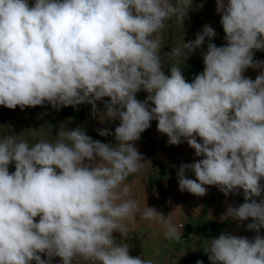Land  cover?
<instances>
[{"label": "clouds", "instance_id": "9594fccd", "mask_svg": "<svg viewBox=\"0 0 264 264\" xmlns=\"http://www.w3.org/2000/svg\"><path fill=\"white\" fill-rule=\"evenodd\" d=\"M216 3L226 44L209 42L203 71L188 82L178 63L215 30L205 25L194 41L163 54L160 33L173 17L183 24L192 0H0V105L47 103L58 111L88 103L96 113L101 101L105 119L120 122L114 133L97 130L114 135L115 145L81 127L60 128L54 141L33 129L31 145L0 136V264L55 257L61 264H152L131 256L113 233L127 237L122 221L138 211L125 181L144 164L134 142L153 120L170 145L186 141L200 157L181 164L180 191L243 190L245 202L226 216L251 218L246 228L257 235L201 239L211 264H264V199H254L264 193V61L254 59L264 51V0ZM248 68L262 70L253 80ZM140 91L148 94L143 101ZM143 217L162 223L165 238L179 239L155 208L146 206Z\"/></svg>", "mask_w": 264, "mask_h": 264}, {"label": "rangeland", "instance_id": "374dc122", "mask_svg": "<svg viewBox=\"0 0 264 264\" xmlns=\"http://www.w3.org/2000/svg\"><path fill=\"white\" fill-rule=\"evenodd\" d=\"M174 3L175 0H172ZM32 3V0H29ZM216 0H192L183 24L177 23L175 17L166 21V27L160 33L162 54L171 51V48L182 45L184 42L194 41L196 34L201 32L205 25H210L216 36L209 40L205 38L204 44L188 55V58L178 63L186 81L191 82L195 75L204 69L203 53L209 42L223 46L226 44L225 33L220 24L221 15L216 11ZM254 59L264 61V51H255ZM171 64L165 63L163 71L170 74ZM262 69L248 68L244 75L255 79ZM147 93L140 91L136 98L143 101ZM109 98H105V102ZM98 111L93 113L92 105L82 103L76 108L72 106L55 110L45 103L43 106L25 108L19 106L9 109L0 105V136L17 135V139H25L29 144L36 142L33 129H40L43 138L54 141L60 128L73 130L81 127L93 140L115 145L114 135L101 136L97 130L107 129L114 133L119 120H108L101 114L104 111V102L97 101ZM153 106V105H150ZM101 114V115H100ZM105 119V120H104ZM103 120V121H102ZM157 121H151V126L145 130L134 146L143 156L144 164L140 170L129 176L125 183L129 185L130 195L138 204V211L134 219L122 221L128 229V236L121 237L119 232L113 236L117 243H127L129 254L150 260L152 264H196L197 260L203 264H211L208 255L204 253L205 247L201 239H212L221 233H230L236 236L254 238L257 233L247 230L246 226L253 221L251 218L237 221L226 216L229 206L236 207L244 203L243 190L225 196L216 186H206L207 194L195 196L188 191H180L178 185V170L183 163H193L200 157H195L194 149L185 142L179 145H170L168 137L157 130ZM198 142L199 141V138ZM9 171L14 172V164L9 165ZM190 179H195L194 173L186 172ZM264 184V181H261ZM259 202L264 199L254 197ZM153 207L170 221L180 234L179 239H167L164 236V225L158 221L145 219L143 212ZM38 220V217H37ZM264 236V228H261ZM123 239V240H121ZM42 259H47L41 254ZM35 264V262H32ZM51 264H61L60 258L55 257ZM79 264H84L83 261Z\"/></svg>", "mask_w": 264, "mask_h": 264}]
</instances>
